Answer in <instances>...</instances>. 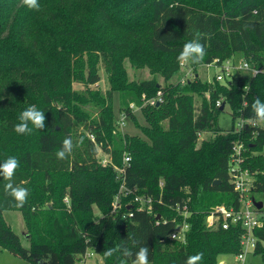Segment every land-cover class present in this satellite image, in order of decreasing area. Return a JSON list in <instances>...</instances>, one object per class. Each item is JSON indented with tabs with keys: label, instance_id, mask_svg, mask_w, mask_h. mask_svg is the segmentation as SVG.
Here are the masks:
<instances>
[{
	"label": "trees",
	"instance_id": "16d2710c",
	"mask_svg": "<svg viewBox=\"0 0 264 264\" xmlns=\"http://www.w3.org/2000/svg\"><path fill=\"white\" fill-rule=\"evenodd\" d=\"M39 4L36 11L22 0H0V163L16 157L20 166L12 182L29 190L24 206L16 207L0 177V250L30 264H79L88 250L104 264H119V253H103L121 245L133 253L146 245L149 264H184L201 252L200 264H220L221 256L238 255L242 225L212 230L206 219L217 205L240 206L229 173L236 140L245 142L243 168L255 174L251 196L264 204V125L245 128L241 136L223 130L216 103L223 99L234 121L253 118L254 98L264 101V74L221 83L203 81L197 68L237 56L264 64V0ZM197 36L206 50L204 61L182 67L177 57ZM126 60L135 68H150L164 83L129 81ZM99 64L110 85L105 93L93 88L101 81ZM187 68L193 69L192 79L172 82ZM76 83L84 89H76ZM114 92L121 94L120 109L143 136L117 130ZM158 92L159 106L142 105L143 95L150 100ZM131 104L142 107L146 125L138 122ZM30 105L44 111L45 128L18 135L14 126ZM204 133L213 137L199 145ZM69 137L72 153L57 159ZM98 148L108 155L107 166L99 162ZM116 168H126L125 186L131 191L126 195L120 193L123 178ZM137 195L153 199L150 210L139 209L133 202ZM117 196L120 207L112 214ZM176 203L187 205L190 216L179 214ZM6 211L23 215L28 248L6 222ZM257 212L262 227L254 230L258 244L252 255L264 264V206ZM184 222L185 242L170 239ZM126 259L131 264L134 255Z\"/></svg>",
	"mask_w": 264,
	"mask_h": 264
},
{
	"label": "built area",
	"instance_id": "2783aa9c",
	"mask_svg": "<svg viewBox=\"0 0 264 264\" xmlns=\"http://www.w3.org/2000/svg\"><path fill=\"white\" fill-rule=\"evenodd\" d=\"M243 63H247L250 66L251 70L242 71L241 65ZM205 66L208 68L214 67L221 69V72L216 74L213 78V80H216L221 83H226L228 80H232V78L235 76L255 77L257 75L264 74V64H254L244 60L243 58L236 59V57L224 61L215 60ZM182 67H186V64L182 65ZM193 77V69L187 68L185 74L181 78V82L185 83ZM162 102V92H158L155 98L147 100V104L152 106L160 104ZM223 102V99H219L216 103L217 107H222L224 105ZM246 104L247 103L245 102L244 105ZM126 117V114L123 113L122 121L120 122L122 126L124 125V119ZM235 121L236 125L232 129V133L237 134L239 136L243 134L245 128H256L258 126L264 125V123H260L254 118L249 119L238 117ZM90 139H94L93 135L90 136ZM244 151V140L234 141L233 154L230 159L229 173L231 175V182L234 186L235 191L240 194L239 208L236 210L234 208H227L225 205H217L211 209L206 219L207 227L212 230L229 229L231 226H235L238 224L242 225V227L244 228V233L241 238V252L236 255V259L239 261L240 264H245L247 261V257L254 253L258 244V239L254 235V230L256 228L262 227V222L259 219V214L257 212L258 209L254 205L255 198L251 196V192L253 190L255 182V174L251 173L248 169H245L242 166ZM103 156L104 157L98 156L99 162L102 164V166H107L110 160L108 158V155L103 154ZM124 162L128 164L130 162V157H125ZM116 170L119 173V176L123 178L120 193H124V195H126L131 192L125 186L124 177L126 174V168H116ZM160 186H163V184L161 183ZM134 191H136V189ZM65 201L68 202V199H66ZM133 202L139 203V209L150 210L152 207L153 199L151 197L137 195L134 197ZM118 207H120V200L117 196L116 200L113 203L112 214H115ZM172 208H174V206H172ZM175 209L179 212V214L183 215L184 218L190 216V211L187 205L181 207L179 204L176 203ZM157 220L159 222L161 218ZM187 230L188 225L185 222L182 224H178L171 232L170 239L185 242ZM93 255H95V253L88 250L83 255V257L80 258L79 264H86L87 260Z\"/></svg>",
	"mask_w": 264,
	"mask_h": 264
},
{
	"label": "clouds",
	"instance_id": "9594fccd",
	"mask_svg": "<svg viewBox=\"0 0 264 264\" xmlns=\"http://www.w3.org/2000/svg\"><path fill=\"white\" fill-rule=\"evenodd\" d=\"M22 4L29 10H40L39 0H22ZM206 56V50L204 45L200 42L199 36L186 42L183 45L181 52L179 53L177 60L180 64H193L198 65L204 61ZM242 71L251 70L247 63L241 65ZM252 112L254 119L260 123H264V101L254 98L252 105ZM45 113L39 110L36 105H30L24 111L20 113L19 122L14 126V131L18 135H31L34 130H42L45 128ZM31 125V127H30ZM80 143H83L81 140ZM73 151L72 139L65 138L62 142L61 149L56 152L57 159L63 160ZM20 166V161L10 156L0 163V177H3L7 183L4 185L5 192L12 197L16 207H23L27 202L29 190L26 187L15 185L12 181L16 174L17 169ZM174 238V237H173ZM119 253V264H128L126 258L133 257L131 264H149V248L146 245H142L138 250L133 253L131 249L124 246H116L108 248L104 251L105 257H112L114 254ZM203 259V253H197L195 255L188 256L184 264H200Z\"/></svg>",
	"mask_w": 264,
	"mask_h": 264
},
{
	"label": "rangeland",
	"instance_id": "374dc122",
	"mask_svg": "<svg viewBox=\"0 0 264 264\" xmlns=\"http://www.w3.org/2000/svg\"><path fill=\"white\" fill-rule=\"evenodd\" d=\"M241 58L240 56H237L236 59ZM124 67L127 70V74L129 77V81L131 82H141L144 80H152L155 79L160 83H164V78L159 75H153L151 73V69L146 68H135L128 60L125 61ZM99 74L101 76V81L94 85L93 88L99 89L102 93H105L110 89V85L108 82V76L105 72L104 66L102 64H99ZM198 74L202 78L203 81L206 80H212L214 76L221 72V69L219 68H208L205 65L200 66L197 68ZM185 70L183 69L182 72L175 77L172 82L180 81L183 75L185 74ZM76 89H84V86L82 84H75ZM114 114H115V124L117 130L121 133H128L130 135H139L143 136L140 129L137 127L136 123L131 119L126 117L124 119V125L122 126L120 122L122 121V115L123 111L120 109V105L122 102V97L120 93L114 92ZM196 96V95H195ZM143 106L147 104V100L145 99V95H143ZM197 98V97H196ZM131 111L133 110V113L135 114L138 122L142 125H146L144 118L141 114L142 107L135 106L134 104H131L130 106ZM165 125V123H164ZM218 125L223 130H232L233 127L236 125V121H234L232 116V111L230 106L227 104L223 111L220 112L219 118H218ZM213 137V134L211 133H204L200 136L198 144L200 145V141L204 139H210ZM103 151L98 148L97 150V156L104 157ZM98 157V158H99ZM260 200V197L257 198ZM4 218L6 222L12 227V229L19 235L21 238V242L24 247L28 248L29 242L26 239V224L23 215L20 212L17 211H6L4 212ZM220 261H223L225 264H240L239 261L236 259V256L234 255H223L219 259ZM0 264H30L27 260L21 259L15 255H13L8 250L2 249L0 250ZM86 264H104L102 258L99 255H93L91 258H89L86 262ZM245 264H263L262 260L259 256L249 255L247 257V261Z\"/></svg>",
	"mask_w": 264,
	"mask_h": 264
},
{
	"label": "water",
	"instance_id": "95a60500",
	"mask_svg": "<svg viewBox=\"0 0 264 264\" xmlns=\"http://www.w3.org/2000/svg\"><path fill=\"white\" fill-rule=\"evenodd\" d=\"M160 104H157V106H159ZM221 110L223 111L224 110V105L221 107ZM96 154H97V150H96ZM220 182L219 181H216L215 184H219ZM254 205L255 207L258 209V210H261L264 206L263 202L262 201H257L256 199L254 200ZM160 216H157V219H159Z\"/></svg>",
	"mask_w": 264,
	"mask_h": 264
},
{
	"label": "crops",
	"instance_id": "0c3cea01",
	"mask_svg": "<svg viewBox=\"0 0 264 264\" xmlns=\"http://www.w3.org/2000/svg\"><path fill=\"white\" fill-rule=\"evenodd\" d=\"M220 264H225L223 261H220Z\"/></svg>",
	"mask_w": 264,
	"mask_h": 264
}]
</instances>
